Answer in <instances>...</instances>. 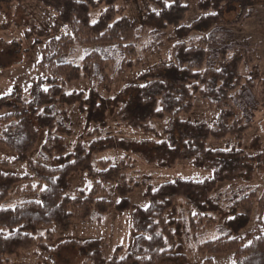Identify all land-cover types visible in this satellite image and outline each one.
<instances>
[{
	"label": "trees",
	"instance_id": "trees-1",
	"mask_svg": "<svg viewBox=\"0 0 264 264\" xmlns=\"http://www.w3.org/2000/svg\"><path fill=\"white\" fill-rule=\"evenodd\" d=\"M24 1L50 9L69 32L62 33L60 24L43 28L33 19L25 22L27 38H34L42 47L36 66L39 78L30 88L28 101L20 91L0 96V144L18 162L28 164L24 175L0 169V264L35 246L40 229L56 227L68 231L72 221L86 220L94 210L104 215L113 206L118 212L134 209L132 227L136 237L126 257L105 259L101 241L93 240L69 241L53 250L43 246L47 259L57 264L63 251L75 249L85 259L84 264H189L176 241L184 228L178 218L179 200L195 210L190 217L193 229L202 221L213 228L212 214L224 218V223L216 228L218 237L205 241L200 248L201 253L211 256L209 261L231 252L235 264H264V192L259 196L254 188L234 190L225 207L214 197L222 183L252 182L264 170V151L250 155L242 148L208 147L210 139L233 137L241 142L260 105L255 86L264 84V80L259 69L243 78V59L238 53L229 56L231 46L223 40L228 35L227 28L252 17L255 0H201L197 7L202 15L190 26L181 25L190 11L183 0H138L145 7H158L149 10L140 21L118 18L115 3L119 0H105L108 8L95 23L90 21L95 0H0V10L2 6L11 10L13 3ZM233 12L236 16L230 21L228 16ZM169 27L175 28L178 40L172 61L146 69L136 83L126 85L113 98L101 96L95 88L87 94L63 90L61 83L79 80L82 75L96 85L107 80L108 71L116 76L127 74L139 65V32H147L148 36L142 51L157 54L164 47L163 38ZM80 51L81 57L76 58ZM194 94L218 109L213 125L180 118L192 112ZM75 105L84 115L87 128L92 124L104 127L108 114L116 111L122 122L147 132L150 121H161L166 115L171 119L162 139L105 137L94 140L89 148L78 143L69 151L65 137L71 134L73 123L62 107ZM40 130L46 136L39 155L45 162L52 161L53 166L30 159L39 143ZM112 149L138 154L146 163L160 168L191 162L213 175L202 181L176 179L156 189L149 188L145 193L148 207L135 208L128 199L134 187L124 178V162L112 165L104 159L98 169L92 165L94 154ZM3 164L0 161V166ZM76 173H87L97 182L89 193L81 191L69 197V179ZM110 183L116 185V194L121 198L115 205L97 198ZM16 187L22 188V201L14 207L4 206ZM256 207L259 217L249 236L251 242L246 244L240 234L251 225Z\"/></svg>",
	"mask_w": 264,
	"mask_h": 264
},
{
	"label": "rangeland",
	"instance_id": "rangeland-1",
	"mask_svg": "<svg viewBox=\"0 0 264 264\" xmlns=\"http://www.w3.org/2000/svg\"><path fill=\"white\" fill-rule=\"evenodd\" d=\"M96 6L90 11V21L95 23L101 14L108 8L105 0H95ZM201 0H183L190 6L181 25L190 26L201 17L197 4ZM118 18L127 17L133 21H140L143 15L149 10H158L154 4L145 7L140 1L119 0L115 3ZM12 9L2 6L0 10V96L7 95L14 91H20L23 98L30 99V88L35 83L39 75L36 66L41 59L42 47L37 45L34 38H27L25 34V22L33 19L37 25L49 28L56 24L61 25V32L68 33L69 29L62 24L57 15L42 4L33 1L15 2ZM4 9V10H3ZM7 9V10H6ZM236 13L229 14L228 20H233ZM228 35H224L223 40L226 45L231 46L228 55L238 53L243 59L241 75L243 78L255 69H259L260 77L264 80V0H255L253 15L250 19L240 25L227 28ZM174 27H169L165 31L163 38L164 47L157 54L144 53L148 39L147 32L140 31L142 36L141 44L138 45V63L131 71L123 76H116L108 71V78L105 82L92 85V81L82 75L79 80L61 83L66 93L82 91L87 94L95 88L99 94L105 98H113L126 85L136 83L139 74L146 69L163 63L172 61L174 45L178 42L175 39ZM189 44V43H188ZM80 49V48H79ZM81 51L76 58L81 57ZM260 105L256 110L251 128L245 138L238 142L233 137H226L221 140L210 139L208 147L213 150H225L229 148H242L246 153L253 155L258 151H264V84L255 86ZM194 108L188 114L180 115V118L192 123H207L213 125L218 116V109L206 105L198 94H194ZM70 116L73 128L70 135L66 136V144L69 151H73L76 144L81 143L86 148L99 138L114 137L118 140H158L163 138V130L167 127L171 116L161 120L150 121L148 128L150 131L134 129L122 122L117 116V111L109 113L106 125L92 124L86 126L85 117L80 112L78 105L62 107ZM39 143L33 153L30 154L32 161L53 166L52 161L45 162L39 155L40 148L45 140L46 132L39 131ZM110 160L112 165H117L121 161L125 164L123 171L124 178L129 185L133 186V191L128 199L135 208H147L149 203L145 196L147 189H156L161 184L174 181L176 179H190L202 181L212 177V171L198 169L191 162H178L171 168H160L155 164L146 163L141 156L122 149H112L94 154L92 165L99 168L101 160ZM0 161L4 162L0 166L4 173H14L24 175L28 173V164L20 163L16 156L7 148L0 144ZM97 180L87 173L73 174L69 179V189L67 195L75 197L81 191L89 193L95 186ZM36 186V182H34ZM115 184H106L98 199H105L113 205L117 204L121 198L116 194ZM254 188L258 190V195L264 192V170L259 171L250 183H222L218 186L214 197L225 207L230 193L241 188ZM22 188L16 187L4 206L14 207L23 199ZM178 218L184 223L183 234L176 237L177 243L182 247V253L187 257L189 264H235L234 253H225L217 256L213 261H209L210 255L200 252V248L205 241L218 237L216 228L224 223V218L218 214H212L214 220L213 228L206 221L198 222L196 227L191 228L190 217L195 215V210L179 200L177 204ZM251 225L240 234L246 244L251 242L254 233L255 223L259 217L258 207L255 209ZM134 209L118 212L114 206L104 215L95 212L86 220H74L68 231H62L56 227L40 229L37 234L38 242L35 246L22 250L15 255L6 258L3 264H52L42 249H55L62 243L76 241L84 243L86 241L99 240L102 243V254L105 259L126 257L132 248L136 237V232L132 227V215ZM119 249V250H118ZM57 264H84L85 259L75 249H66L62 252Z\"/></svg>",
	"mask_w": 264,
	"mask_h": 264
}]
</instances>
